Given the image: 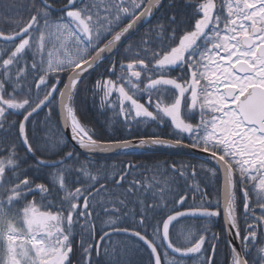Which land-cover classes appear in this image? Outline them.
<instances>
[{
	"label": "snow or ice",
	"instance_id": "snow-or-ice-1",
	"mask_svg": "<svg viewBox=\"0 0 264 264\" xmlns=\"http://www.w3.org/2000/svg\"><path fill=\"white\" fill-rule=\"evenodd\" d=\"M30 10L17 31L0 32L14 44L6 57L0 52V151L7 152L0 156V264H74L77 247L76 264H132L134 252L146 254V264L188 257L215 264L221 239L229 264H264V0H66L58 9L54 0H32ZM105 61L93 102L99 96L101 116L113 113L107 126L168 127L166 136L105 138L81 121L80 83ZM45 109L46 119L36 120ZM57 114L85 154L74 169L66 166L79 159L74 151L59 160L45 155L67 147L48 128ZM9 115L22 118L9 122ZM180 148L214 161L206 170L219 182L214 199L199 183L191 187L198 205L184 208L187 192L175 199L173 185L195 181L194 166L190 174L175 163L137 173L132 163L108 171L90 160ZM45 173L48 182L37 183ZM221 214L223 236L209 227ZM180 218L203 221L198 231L181 229L184 246L170 233Z\"/></svg>",
	"mask_w": 264,
	"mask_h": 264
},
{
	"label": "trees",
	"instance_id": "trees-1",
	"mask_svg": "<svg viewBox=\"0 0 264 264\" xmlns=\"http://www.w3.org/2000/svg\"><path fill=\"white\" fill-rule=\"evenodd\" d=\"M166 4L167 0H163ZM32 0H0V32H3L5 35L11 34L14 31H17L19 27L23 26L24 23L27 22L31 15V6ZM66 3V0H54V7L61 8L63 4ZM59 13H57L58 15ZM159 16V13H157ZM127 23V21H125ZM153 23H155V18L153 19ZM149 25L143 28L140 32H138L134 37H132L129 41H127L117 53H122L124 48L131 42L138 41L140 35L147 30ZM18 43V42H17ZM14 47V44H3L0 42V52L5 53V57L8 51ZM29 60H31V54H28ZM108 61L103 63L99 68L95 71L90 72L85 79L80 83V91L75 98V108L77 115L80 117L81 121L85 124H88L90 127H95L98 133H101L105 138L113 137V138H129L132 139L134 136H139L140 134H150L153 132H158L162 135H167L169 132L168 127H156L154 125H144L140 124L134 126L131 130L128 127L124 126L121 122H116L113 124L111 128L107 126L105 121L113 116L111 111L106 112L103 116L99 114L98 106H99V96L95 97V104L93 102V89L96 81L101 78V74L104 73L105 67L108 66ZM173 76L177 75L176 72L172 73ZM38 79V77H37ZM63 85H61L62 87ZM33 89H35V85H33ZM171 99V98H170ZM143 102V101H142ZM47 109L43 112H40L38 116L35 117L36 120L44 121L46 119ZM22 117L16 115H9L7 120L10 122L12 120H17ZM31 128V125H29ZM48 128L50 129L51 133L57 136H60L65 141L67 147H64L63 152H59V155H50L49 156L52 160H59L61 156L64 155V152L67 151H74V149L66 142L62 133L60 131V127L57 120V115H54L51 120L49 121ZM138 129V131H137ZM8 140H4L3 143H8ZM187 142V141H186ZM59 151V150H57ZM74 153L79 154L78 152L74 151ZM7 152L0 151V156H6ZM18 155L22 156L23 151L21 150ZM85 157L79 154V159H76L74 155L72 160L66 161V166H73V169L79 165L80 162H83ZM91 163L97 168L107 169L108 171L119 170L122 166L127 165L129 163L139 165L140 167L136 169L137 173L145 172L148 168L159 167L161 171H164L169 168L173 163H175L178 167L181 165H189L188 168L189 174L191 173L192 166L196 168L198 173L196 180L192 181L189 180L187 184L181 180L178 185H173L175 189V199L179 198V195H185L187 192V201L184 205V208H188L190 206L198 205L200 201L199 193L196 195V199H193V192L191 187L194 183H199L201 189L206 191L208 194L209 199H214L217 195V190L219 187L218 181H213L207 174L206 170L211 168L209 165L203 163L201 160L195 158H187L182 156H175V155H161V154H146L143 152H130L124 153L117 156L111 157H99V158H90ZM31 158L28 159V163H31ZM203 166V168L201 167ZM6 175H11V173H7ZM148 177L151 178V173H147ZM75 172L73 171L70 179H74ZM132 177L130 176L129 179ZM137 179L141 177L137 175ZM163 179V177H161ZM37 183L40 182H48L47 174H42L36 180ZM100 183H106L108 188H112L113 185L111 182H106L101 180ZM73 187L78 185H72ZM126 187V185H125ZM28 199H32L31 196ZM151 202V201H149ZM169 206H172L173 203V194H169L168 196ZM183 210V209H181ZM103 219V217H101ZM128 226L132 227L131 221L128 222ZM203 226L202 220L197 219H183L175 222L170 227V233L173 239L180 244V246H184V234H182L181 229H194L199 230ZM210 233L216 232L220 233L221 236L224 235L223 227H222V220L221 216H219L214 223L209 225ZM209 233V234H210ZM98 238V237H97ZM76 240H79V235L76 236ZM207 255L211 254L210 249L206 253ZM80 250L77 247L75 254L73 256L74 264L76 261L79 260ZM129 259H131L132 264H146L147 255L141 253H130ZM199 257H192L188 259H184V264H199ZM230 261V252L228 247L226 246L223 239L218 242V247L215 253V264H229Z\"/></svg>",
	"mask_w": 264,
	"mask_h": 264
},
{
	"label": "water",
	"instance_id": "water-1",
	"mask_svg": "<svg viewBox=\"0 0 264 264\" xmlns=\"http://www.w3.org/2000/svg\"><path fill=\"white\" fill-rule=\"evenodd\" d=\"M147 26V24L141 25L139 27V29L136 32H133L131 35L128 36L127 39H125L123 41V43L120 45V48L127 42L129 41L132 37H134L138 32H140L143 28H145ZM1 43L3 44H9L3 40H0ZM19 42L18 40L16 41V43ZM119 48V49H120ZM106 62V61H105ZM104 62V63H105ZM102 65V64H101ZM92 72V71H90ZM57 120H58V124L60 127V131L62 133V136L64 137V139L66 140V142L74 149V151L78 152L79 154L83 155L85 157V154H83V150L79 149V146L75 144L74 141L71 140V133L69 130L65 129L63 124L60 122L59 120V116L57 114ZM137 152H143L146 154H161V155H175V156H182V157H187V158H195L198 160H201L205 163L210 164L212 167H214V161H212L209 157L208 154L206 153H201L196 149H189V148H180V149H162L159 151H155V152H148V151H137ZM121 153H107V154H97L96 156L90 157V158H99V157H111V156H117L120 155ZM218 218V217H217ZM214 218V221L217 219ZM183 219H193V218H180V220ZM200 220V219H197ZM221 220H222V227L224 225V221H223V215L221 214ZM175 223V222H174ZM171 227V226H170ZM188 258H192V257H188ZM185 258V259H188Z\"/></svg>",
	"mask_w": 264,
	"mask_h": 264
},
{
	"label": "flooded vegetation",
	"instance_id": "flooded-vegetation-1",
	"mask_svg": "<svg viewBox=\"0 0 264 264\" xmlns=\"http://www.w3.org/2000/svg\"><path fill=\"white\" fill-rule=\"evenodd\" d=\"M198 120H199V115L197 114V115L194 117L193 122H198ZM202 162H203V161H202ZM203 163H205V162H203ZM205 164L209 165V166L212 168V166H211L210 164H208V163H205ZM240 211H243L242 204L240 205ZM257 212H259V209H257ZM240 224H241V227L244 226L243 218L240 219Z\"/></svg>",
	"mask_w": 264,
	"mask_h": 264
},
{
	"label": "rangeland",
	"instance_id": "rangeland-1",
	"mask_svg": "<svg viewBox=\"0 0 264 264\" xmlns=\"http://www.w3.org/2000/svg\"><path fill=\"white\" fill-rule=\"evenodd\" d=\"M229 252H230V250H229Z\"/></svg>",
	"mask_w": 264,
	"mask_h": 264
},
{
	"label": "bare ground",
	"instance_id": "bare-ground-1",
	"mask_svg": "<svg viewBox=\"0 0 264 264\" xmlns=\"http://www.w3.org/2000/svg\"><path fill=\"white\" fill-rule=\"evenodd\" d=\"M229 249V248H228Z\"/></svg>",
	"mask_w": 264,
	"mask_h": 264
}]
</instances>
